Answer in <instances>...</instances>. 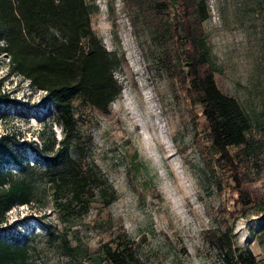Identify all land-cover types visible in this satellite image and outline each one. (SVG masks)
Wrapping results in <instances>:
<instances>
[{
    "label": "rangeland",
    "instance_id": "374dc122",
    "mask_svg": "<svg viewBox=\"0 0 264 264\" xmlns=\"http://www.w3.org/2000/svg\"><path fill=\"white\" fill-rule=\"evenodd\" d=\"M86 1L96 34L124 55L114 70L122 90L108 112L73 101L81 166L97 173L93 192L59 209L40 169L26 172L10 155H1L0 171L14 178L26 174L34 192L30 203H15L5 212L3 235L27 244L38 264H109L102 246H124L127 237L140 264H227L225 248L209 231L231 227V255L251 249L255 264H264L262 203L239 202L230 170L209 149L203 108L176 75L186 69L184 46L167 23L181 13L179 6L158 0L154 19L150 0L141 6L139 0ZM205 2L209 16L203 26L215 80L251 121L250 143L229 150H245L248 186L264 202V0ZM0 92L8 100L0 105V137L24 142L17 148L20 159L38 164L43 147L59 144L62 124L44 100L45 90L13 71L1 48ZM59 196L68 197L67 190ZM62 237L75 254L66 253Z\"/></svg>",
    "mask_w": 264,
    "mask_h": 264
},
{
    "label": "trees",
    "instance_id": "16d2710c",
    "mask_svg": "<svg viewBox=\"0 0 264 264\" xmlns=\"http://www.w3.org/2000/svg\"><path fill=\"white\" fill-rule=\"evenodd\" d=\"M141 1L144 0H139L140 6ZM150 1L149 8H154L151 15L157 19L158 0ZM173 1L182 14L168 21L167 27L179 34L186 61V69L179 68L176 75L193 102L203 108L209 149L217 154L218 163L230 170L239 202L262 203L259 208L264 210L262 196L248 186L250 178L241 162L245 150L236 155L229 150L231 145L250 143L247 132L251 121L238 100L224 93L215 80L203 26L209 16L207 4L205 0ZM91 12L92 6L86 0H0V48L13 71L45 90L44 100L51 103L64 131L57 147L52 143L42 148L38 164L20 159L17 148L23 147L24 142H15L8 134L0 137V156L10 155L26 172L40 169L52 184L54 203L59 209L72 198L81 199L92 193L97 175L93 169L83 170L81 166L73 101L80 99L108 112L109 104L122 90L114 70L122 64L124 55L105 46L92 27ZM7 101L0 92V105ZM64 188L68 192L66 198L59 196ZM33 197L26 174L14 178L10 172L0 171V264H38L30 256L27 244L16 239L14 242L12 236L13 241H9L1 232L5 212L15 203H30ZM231 232V227L223 232L209 231L211 239L225 248L226 263L255 264L251 249L231 255ZM129 241L127 237L124 246H102L109 264H140L132 246L127 244ZM62 245L68 255L75 254L76 248L66 237H62Z\"/></svg>",
    "mask_w": 264,
    "mask_h": 264
}]
</instances>
